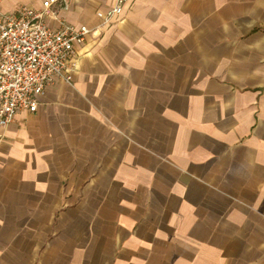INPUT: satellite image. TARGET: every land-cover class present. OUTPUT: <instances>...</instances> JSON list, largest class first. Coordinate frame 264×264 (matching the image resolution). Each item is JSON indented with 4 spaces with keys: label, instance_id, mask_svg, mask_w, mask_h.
I'll use <instances>...</instances> for the list:
<instances>
[{
    "label": "crops",
    "instance_id": "crops-1",
    "mask_svg": "<svg viewBox=\"0 0 264 264\" xmlns=\"http://www.w3.org/2000/svg\"><path fill=\"white\" fill-rule=\"evenodd\" d=\"M116 1L50 8L91 33L0 128V264H264V0Z\"/></svg>",
    "mask_w": 264,
    "mask_h": 264
},
{
    "label": "built area",
    "instance_id": "built-area-1",
    "mask_svg": "<svg viewBox=\"0 0 264 264\" xmlns=\"http://www.w3.org/2000/svg\"><path fill=\"white\" fill-rule=\"evenodd\" d=\"M128 0H117L105 21L122 13ZM37 11L22 6L12 13L0 12V128L14 124L18 113H34L39 98L58 82L71 85L75 49L91 33L63 20L49 28L46 19L52 5Z\"/></svg>",
    "mask_w": 264,
    "mask_h": 264
}]
</instances>
